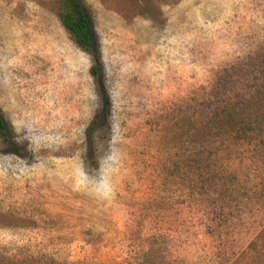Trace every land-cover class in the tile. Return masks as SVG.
<instances>
[{
    "label": "rangeland",
    "instance_id": "374dc122",
    "mask_svg": "<svg viewBox=\"0 0 264 264\" xmlns=\"http://www.w3.org/2000/svg\"><path fill=\"white\" fill-rule=\"evenodd\" d=\"M58 1L0 0V264H264V0H81L100 85Z\"/></svg>",
    "mask_w": 264,
    "mask_h": 264
},
{
    "label": "trees",
    "instance_id": "16d2710c",
    "mask_svg": "<svg viewBox=\"0 0 264 264\" xmlns=\"http://www.w3.org/2000/svg\"><path fill=\"white\" fill-rule=\"evenodd\" d=\"M57 17L62 28L69 35L71 42L83 52L91 55L94 63L90 67V75L97 84L101 83V66L95 45L94 31L81 0H59ZM99 116H97L98 118ZM96 118V119H97ZM0 139L4 143L10 141V131L0 114Z\"/></svg>",
    "mask_w": 264,
    "mask_h": 264
}]
</instances>
